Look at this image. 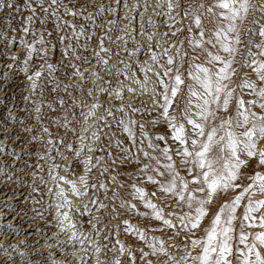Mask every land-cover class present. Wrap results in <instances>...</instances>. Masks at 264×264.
Wrapping results in <instances>:
<instances>
[{
  "label": "snow or ice",
  "instance_id": "snow-or-ice-1",
  "mask_svg": "<svg viewBox=\"0 0 264 264\" xmlns=\"http://www.w3.org/2000/svg\"><path fill=\"white\" fill-rule=\"evenodd\" d=\"M0 9L8 10L0 16V35L6 41L4 33L16 31L10 27L16 18L13 13H27L21 32L32 39H20L26 49L20 71L29 81L25 99L36 97L30 115L39 133L32 140L44 141L48 160L55 161L52 151L67 159L46 126L45 114L56 112L58 104L63 120L59 115L50 119L67 128L78 147L63 137L58 143L83 167L76 179L55 171L63 167L75 176L71 164L53 162L49 168L55 191L47 189L52 200L48 208L57 232L52 233L54 243L47 246L74 257L57 260L49 253L50 264H121V257L126 258L125 264H264V0H108L94 4L93 12L72 0H22V5L0 0ZM149 9L162 19L154 20ZM105 12L111 18L98 50L80 44L81 38L90 41L94 33L68 17L90 20L95 29L97 16ZM48 21L62 33L59 64L68 82L56 75L61 67L48 61L50 49L56 47L45 39L52 36L44 27ZM117 30L120 34L112 40L110 34ZM105 39L111 40L115 51L105 47ZM81 49L92 52L93 59L82 56ZM121 52L125 56L110 63ZM145 55L148 59L140 58ZM34 57L41 63L31 71ZM9 59L17 57L10 54ZM89 80L91 86L85 88ZM47 85H53L48 89L52 93H59L63 86L71 104L65 107L66 100L59 95L48 100ZM145 95L150 102H137ZM145 116L149 125L163 122L170 137L150 134ZM114 124L127 134L135 152L119 140L115 141L119 155L109 150L112 137L104 129L111 130ZM102 135L109 138L107 148ZM158 141H165L164 146ZM38 158L44 160L45 154ZM129 162L136 165V179L130 183L120 179L119 170ZM40 183L47 186L43 176ZM145 184L154 190L148 191ZM125 188L130 198L121 195ZM238 209H242L239 215ZM125 211L147 219L149 225L142 228L131 223L123 218ZM37 215L43 218L42 212ZM117 219L123 232L142 242V247L120 239L113 244L110 237L121 230L112 224ZM155 232H162L167 240L151 234ZM61 235L66 239L61 240ZM8 247L18 250L16 245ZM19 255L23 264H32L24 252Z\"/></svg>",
  "mask_w": 264,
  "mask_h": 264
},
{
  "label": "rangeland",
  "instance_id": "rangeland-1",
  "mask_svg": "<svg viewBox=\"0 0 264 264\" xmlns=\"http://www.w3.org/2000/svg\"><path fill=\"white\" fill-rule=\"evenodd\" d=\"M16 2L21 3L22 0H16ZM132 0H129L131 3ZM150 3H154L155 0H149ZM72 3L77 5H84L87 12H93V5H99L100 3H108V0H72ZM8 14L7 9H0V16H6ZM27 13L21 11L19 13H13L14 17H16L10 27L15 28L16 31L6 32L8 36V40L4 39V35H0V244L3 247H0V264H23L22 258L19 255V252L25 253V258H30L32 260V264H50L49 253L54 254V258L57 260H74V257L71 255H65L61 253L57 248H50L47 245L54 243L52 238V233L57 232V229L54 226V221H52V215L50 214V210L48 208V204L52 203L51 193L48 192V188H54V182L49 178L48 171L51 164L54 162L57 165H69L71 164L73 168H75L76 175H70L69 169L68 172L65 171L63 167L56 169L59 175L68 176L69 179H76L77 176L81 175L83 172L82 165L77 164L74 160L73 153L68 149L64 148L62 145L58 143V138L63 137L66 143H72L73 147H78V144L75 143V137L72 133L65 127L59 126L58 121L51 120L52 116H60V120H63V115L59 105H55L57 108L56 112L46 113V118H48V122L46 126L49 127V131L53 133V141L56 142L55 146L60 149V152L67 157L66 160L60 159L59 154L56 151H52L51 155L55 157V161L48 160L47 158V147L44 144L43 140L33 141L32 135L39 133V126L35 124L32 119L33 113V104L32 101L36 99V97H31L30 99H25L26 96H29L30 88L29 81L26 79L25 74L20 71L21 66L24 62V56L26 53V49L20 44V39L23 37L27 39L28 42H31V35L25 36L21 32L22 18ZM123 13L121 12V15ZM150 15L153 16L154 20H161L162 17H156L152 10L149 9ZM111 18V14L108 12L102 13L96 18V23L99 27L92 29L91 21L85 20L83 17H76L68 19H72L73 23L77 26L84 25L87 32L94 33L90 41H85L83 38L80 40V44L87 43L89 48L98 50V42L99 38L103 35L104 32L107 31L106 21ZM3 22L0 21V24ZM39 22L37 21L36 28H39ZM44 27L52 32L51 38L45 37V39H51L56 47L54 49H50L48 61L50 63L56 64L61 67V71L57 73L58 78H66L64 77V68L61 64H59L61 60V53L63 51V45L58 42V36L62 33H57L54 28V24L52 21H48ZM70 32V29H66ZM161 32L166 31L164 28L159 29ZM3 32V28L0 27V33ZM119 30L111 33L112 40L115 39L116 35H119ZM137 39H142V37H137ZM105 47L112 48L115 51V45L109 39H105L104 41ZM163 43L161 47H163ZM40 47V45H37ZM131 48L132 45L129 44ZM18 52V53H17ZM14 54L17 59L10 60L9 55ZM42 55V54H40ZM81 55L87 56L89 59H93L92 52H84L81 49ZM125 53L121 52L120 56H112L110 63L116 62L121 57H124ZM141 59H148V57L141 56ZM150 62V61H149ZM41 63V61L37 58H33L30 61L31 71H35L36 67ZM94 63V60H93ZM86 67V65H85ZM103 67V66H101ZM187 65H185V68ZM91 70V69H90ZM71 71V69H68ZM156 71H159L157 68ZM250 73V69L247 70ZM103 75V73H101ZM87 75V73H86ZM5 76L7 79H5ZM251 78H255L252 76ZM75 79V78H74ZM155 79V77H153ZM66 82H68L66 80ZM97 83H100L97 81ZM127 83V81H126ZM53 85H47L45 88L46 98L48 100H52L55 96L59 95L64 97L66 100L65 107L71 104V100L64 96V89L61 86L59 93L49 92L48 89ZM91 86V80L85 84V88ZM39 94V90L37 95ZM73 95L79 98L78 93H73ZM128 98H131L130 94ZM103 98V97H102ZM247 98V97H246ZM139 101H149V97L147 95L139 97ZM150 102V101H149ZM118 104L119 101H116ZM99 113H97L98 115ZM153 116L156 115L155 112L152 113ZM71 119V116L69 117ZM95 117H93L94 119ZM137 120H140L141 117L139 115L136 116ZM149 117H143V120L146 124V130L155 136L156 134L165 136L166 138L170 137V131L167 129L166 125L163 122L157 123L155 126L149 125L147 123ZM26 128H33L35 132L26 131ZM5 131V132H4ZM105 132H110V136L112 137V147L111 150L114 154L119 155L118 150L115 147V141L119 140L123 143L124 147L132 148V151L135 152V148L132 147V142L128 139L126 133H124L120 128L116 127L115 124L109 129H104ZM7 133V135H6ZM135 133L137 136V140L139 139V128L135 129ZM45 139L47 136L45 135ZM101 140L104 142L105 147H108L109 138L106 136H101ZM169 144H172L171 139H167ZM161 147L164 146L165 141H158ZM174 147V145H173ZM38 154H45V159L40 160L38 158ZM98 155H103V153H97ZM37 164H40L42 168H37ZM249 168L252 167L250 164ZM135 169L136 165L134 163L129 162L128 164L121 167L119 170L122 173L120 177L121 180H126L130 183L132 179H136L135 177ZM95 169L93 170V174H95ZM127 173H133L131 178H127ZM43 176L47 181V186L40 183V177ZM139 182V181H138ZM62 186L68 187L67 185H63V182H60ZM145 187L148 191H153L154 186L151 184H145ZM33 188L38 189V191H33ZM129 189L125 188L121 190V195L125 198H130L128 196ZM111 193H109L110 195ZM39 201V203H36ZM215 207V204L213 205ZM140 210L143 211L142 206ZM55 209H52L51 212L54 213ZM43 213V218L37 215V213ZM242 212V209L237 210V214L239 215ZM94 214H96L94 212ZM123 218L129 219L131 223L139 225L140 227H146L149 225V221L145 218H142L135 213H129L127 211L122 213ZM87 219V217H85ZM48 221H52V224L49 225ZM207 219L202 222L203 225L207 224ZM112 224L120 225L119 235H113L110 237V240L115 243L116 239H120L125 241L126 245H131L133 247H142L143 244L138 239L130 234H125L123 232V225L120 220H113ZM9 225L11 227L9 228ZM153 227L156 226L155 222L152 223ZM87 228V225H85ZM39 230V231H37ZM259 229L253 228L252 231H258ZM115 231V229H113ZM158 236H163L164 239L167 240V236H165L162 232L151 233ZM200 233L197 232V235ZM61 240L66 239L65 236L61 235ZM47 241V244H46ZM9 245H16L18 250H14ZM111 246V245H110ZM79 247V245H77ZM118 247V245H116ZM7 249V253L11 254V259H9L8 255L5 252ZM79 255V253H77ZM110 256L112 253L109 254ZM138 255V253H137ZM124 257H121V264H125Z\"/></svg>",
  "mask_w": 264,
  "mask_h": 264
},
{
  "label": "bare ground",
  "instance_id": "bare-ground-1",
  "mask_svg": "<svg viewBox=\"0 0 264 264\" xmlns=\"http://www.w3.org/2000/svg\"><path fill=\"white\" fill-rule=\"evenodd\" d=\"M25 39H26V37H25ZM27 40V39H26ZM18 53V52H17ZM5 132V131H4Z\"/></svg>",
  "mask_w": 264,
  "mask_h": 264
}]
</instances>
